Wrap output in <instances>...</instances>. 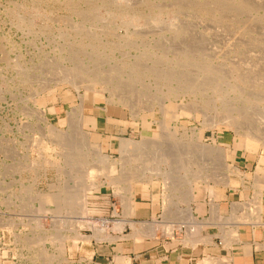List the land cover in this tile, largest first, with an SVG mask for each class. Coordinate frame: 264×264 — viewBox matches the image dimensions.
<instances>
[{
  "label": "rangeland",
  "instance_id": "obj_1",
  "mask_svg": "<svg viewBox=\"0 0 264 264\" xmlns=\"http://www.w3.org/2000/svg\"><path fill=\"white\" fill-rule=\"evenodd\" d=\"M226 1L0 0V264H75L79 243L114 210L132 214L128 181H118L126 171H146L134 200L152 179L169 234L200 223L194 202L234 198L258 211L264 149L242 135L264 137V0H243L242 13V0ZM121 139L150 142L133 154ZM64 144L87 148L86 165H69ZM179 152V164L166 163ZM87 164L100 169L93 178ZM185 165L215 177L194 197L159 174L190 178ZM223 172L232 185L214 184Z\"/></svg>",
  "mask_w": 264,
  "mask_h": 264
},
{
  "label": "crops",
  "instance_id": "obj_2",
  "mask_svg": "<svg viewBox=\"0 0 264 264\" xmlns=\"http://www.w3.org/2000/svg\"><path fill=\"white\" fill-rule=\"evenodd\" d=\"M233 199L220 200L218 214L210 211V208H213L210 203L200 207L194 202L193 208H196L194 215L201 220L200 223L197 222L198 224L193 222L195 224L193 233L176 229L169 234L160 224L157 210L159 203L152 191L145 198H136L133 214L115 215L114 210L110 218L100 226L104 232L103 236L93 232L89 238L79 243L74 263L264 264V207L259 212V220L256 215L253 220H239L240 222L236 224V237H225L222 227L218 225L222 222L225 223L226 230L232 229L235 225L232 218L230 220L232 215L253 212L254 208L248 206L244 209L235 208L231 202ZM118 223L127 225L117 229ZM130 223L136 224L135 228ZM142 225L145 231L137 235V228ZM149 226L153 230L148 231Z\"/></svg>",
  "mask_w": 264,
  "mask_h": 264
},
{
  "label": "bare ground",
  "instance_id": "obj_3",
  "mask_svg": "<svg viewBox=\"0 0 264 264\" xmlns=\"http://www.w3.org/2000/svg\"><path fill=\"white\" fill-rule=\"evenodd\" d=\"M215 2H217V3H220V2H222V1H226V0H214ZM228 1V0H227ZM226 1V2H227ZM256 1V0H255ZM211 2V1H210ZM226 2H225V4H226ZM229 2V1H228ZM227 2V3H228ZM196 3V2H195ZM254 3V2H253ZM221 4V3H220ZM224 4V3H223ZM224 4V5H225ZM223 5V6H224ZM230 4L228 3V5H226V6H229ZM239 5V4H238ZM237 5V6H238ZM263 5V4H262ZM232 6V5H231ZM230 6V7H231ZM259 6V5H258ZM233 7V6H232ZM262 7V6H261ZM228 8V7H227ZM257 8V7H256ZM234 9H235V7H234ZM239 9H240V11L241 12H239V13H242L243 11L242 10H244V11H246V10H249V9H251V5H250V3H248L247 1H243L242 0V2L240 3V7H239ZM242 9V10H241ZM206 10V9H205ZM237 11V10H236ZM226 16V15H225ZM248 16V15H247ZM259 16V15H258ZM261 16V15H260ZM249 18H250V16H249ZM257 21V20H256ZM252 26V25H251ZM186 51V50H185ZM189 54V53H188ZM173 75V74H172ZM76 78V76L74 75L73 76V78H71V79H75ZM175 78V77H174ZM170 79V78H169ZM171 80V79H170ZM96 84V83H95ZM78 91H79V88L77 89ZM92 91H94L95 93H96V96H99L101 99H105V95H104V91L103 90H101L100 92H99V90L98 89H93ZM88 96V95H87ZM87 98V97H86ZM86 98H84L83 99V103L86 101ZM130 100V99H129ZM107 101V100H106ZM131 107V106H130ZM179 116H181V114H179V115H176L175 117H178L179 118ZM95 120H92V119H89L88 118V123L89 124H93V125H95ZM230 126L232 125L231 123L229 124ZM237 131V130H236ZM61 133V132H60ZM59 134V133H58ZM91 135V134H90ZM239 135V134H238ZM242 135V134H241ZM59 136H60V140H61V142H64L66 139V137H64L63 135H61V134H59ZM242 136H245L244 137V139H245V143H246V145H247V147L248 148H250V149H255V148H259V147H261V148H263L264 149V137L263 136H260V135H258V134H256L254 131H251V130H249L247 133L245 132V134L243 133V135ZM93 138H96L95 136H92V139ZM88 139H90L89 138V135L86 137V140L88 141ZM122 141H120L121 142V146H119V147H121V151H123V150H128V149H131L132 148V146H134L135 148H134V150H132L133 151V154L134 153H136V151L137 150H139L140 148H143V146H147L148 144H149V142H150V140H144V141H142V142H140V143H137V142H133L132 140H130V139H121ZM67 141V140H66ZM66 141H65V143H66ZM149 141V142H148ZM68 142H69V140L67 141V144H68ZM71 142H69V144H70ZM245 143H244V145H245ZM60 144V143H59ZM67 144H64V147H66L65 148V152H66V149L68 148V146H67ZM68 144V145H69ZM72 144V143H71ZM61 145H63L62 143H61ZM71 147H73V146H75L74 148H70L69 147V149H71L70 151L67 149V152L69 153V156H70V159H68L70 162H72V163H69V165H71V164H74V166L75 165H78V166H82V165H86V162H84V160H88L89 158H88V156L89 155H87V152L86 151H88L87 150V148H85L86 149V151H83V147L81 146L80 147V145H78L79 147H77V145H70ZM60 147H62V146H60ZM64 149V148H63ZM208 149H209V146H204L203 147V149H202V151H204V152H207L208 151ZM89 152V151H88ZM89 154V153H88ZM178 155H179V157L176 159V157L174 156V158H172V155H170V158H168L169 159V162H166V163H168V164H179V161H176V160H178L179 158H181L182 156H183V154H181V152H179L178 153ZM159 157H160V155H157L154 159H159ZM68 158V157H67ZM172 161H171V160ZM158 161V160H157ZM107 163V162H106ZM89 165V167L87 168V169H92V171L90 172L91 173V178H93V176H95L96 175V173H98L99 171H100V169H99V167H96V166H94L93 164H87V166ZM86 166V167H87ZM70 167V166H69ZM72 167H73V165H72ZM77 167V166H76ZM75 167V168H76ZM108 169L110 168V163H107V166H106ZM82 168V167H81ZM81 168H80V171L79 172H81ZM230 168H232L231 166H230ZM234 168V167H233ZM77 169V168H76ZM75 169V170H76ZM79 169V168H78ZM78 169L76 170V171H78ZM73 170V169H72ZM183 170L185 171V172H187L188 174H190V178H188L189 176H187V174L186 173H184L183 174V178H180V179H177V178H175L174 179V176L172 175V171H167V172H159V174L161 175H164V181H166L165 182V184H170V185H172L173 187H174V189L178 186V185H180V184H182V185H184V186H186L187 188L186 189H184V190H188V192H189V196L190 197H194V190H195V188H197L198 186H200V183L201 182H203V183H205V184H207V185H210V181L211 180H213L215 177H211V178H208L207 179V177L206 176H214V174H211L210 175V172H207V173H205V171H204V169H202V170H200V167H198L196 170H194L191 166H189V165H185V166H183ZM225 170H230L231 171V169H229V168H226ZM75 171V172H76ZM230 171H228V172H230ZM111 172H115V169H113L112 168V170H111ZM146 171L145 170H143V175H141V176H136L134 173H136V172H134L133 174L131 173V175L129 174V176H126V175H128L127 174V171H126V175L124 174V173H122V175H125V176H123V177H125V179H123L122 180V178L123 177H121V176H119L118 178V181H119V183H123V181H128L127 182V194L126 195H128L129 194V196H127V205H128V208H130V210L132 211V214H133V211H134V202H135V200H134V197L136 196V191H135V184H137L139 181L140 182H142L143 181V183L145 184V182L146 181H144V180H139V178L140 177H144L145 176V173ZM152 172H158V169H153V171ZM172 172V173H171ZM204 172V173H203ZM228 172H223V177L224 178H221V179H217L218 181L216 182V181H214L213 183L214 184H216V183H218L217 185H222V184H224V185H226V186H230V185H232V181L230 180V178H229V174H228ZM129 173H130V171H129ZM138 173V172H137ZM216 174H217V172H215V176H216ZM243 174V173H242ZM133 175H135V176H133ZM222 175V174H221ZM220 177V176H219ZM222 177V176H221ZM114 179H113V181H115L116 179H115V177H113ZM112 179V178H111ZM170 179H172V181L171 182H169V180ZM152 179H150L149 180V183H150V181H151ZM222 180V181H221ZM221 181V182H220ZM149 183H146L147 185H143V188H142V193H143V195L144 196H149ZM157 183V182H156ZM171 187V186H170ZM211 188H213L212 186H211ZM256 190H257V194H258V196H256L257 197V199H259V201H256L255 202V205H257V207L256 208H258V211H256V213H248V212H242L243 214H234V216L232 217H230V220H231V218H232V220L234 221V223H233V225H234V228H232V229H229L228 230V232L230 233V234H228L229 235V237H236V232H237V227H236V224H238V222H240L239 220H245V221H249V220H251L255 215L257 216L256 218H258V220H259V212H260V210H261V208H263L264 207V203H263V200H264V180H257V183H256ZM157 189V188H156ZM181 190V189H180ZM182 191V190H181ZM166 192V191H165ZM178 192V191H177ZM185 192V191H184ZM175 194V193H174ZM59 198V199H58ZM58 198H57V196H53V195H45L44 196V201H46L47 203H49V202H52V201H56V202H59V200H60V197L58 196ZM186 198V197H185ZM211 200H213V199H211ZM61 202V201H60ZM213 204V203H212ZM234 204V203H233ZM245 204V203H244ZM59 205H60V203H59ZM235 206H237V207H239V208H243V206H242V204H237V202H236V204H235ZM233 207V206H232ZM57 208H58V206H57ZM60 208V207H59ZM213 208H217L216 209V212L218 211V209L220 208V203H218V204H216V205H214L213 204ZM62 209V208H61ZM242 211V210H241ZM255 218V219H256ZM253 220V219H252ZM255 221V220H254ZM259 222V221H258ZM195 223V222H194ZM197 223V222H196ZM262 223V222H261ZM76 224V223H75ZM191 225H193V226H195V224H193V222H191L190 223ZM198 224V223H197ZM218 225H220L221 227H222V232H223V235L224 236H226L227 235V231H226V227H225V223L223 224L222 222H220ZM171 228H173V226L171 227ZM218 228V227H217ZM104 230V229H103ZM172 230V229H171ZM76 232H77V230H76ZM104 232L102 231V229L100 230V232H98V234H100L101 236H103L104 234H103ZM96 235V234H95ZM65 236V235H64ZM76 236H78V234H76ZM222 236V235H221ZM58 237H60V236H58ZM209 237H211V236H209ZM79 238V237H78ZM59 239V238H58ZM61 239H64L63 237H61ZM67 239V238H66ZM65 241V240H64ZM197 241V240H196ZM229 243V242H228ZM225 245V244H224ZM227 245V244H226ZM225 245V246H226ZM214 260V259H213ZM215 261V260H214ZM220 261V260H219ZM219 261H217V262H219ZM210 262V261H209ZM221 262V261H220ZM222 264V263H221ZM226 264V263H225Z\"/></svg>",
  "mask_w": 264,
  "mask_h": 264
},
{
  "label": "built area",
  "instance_id": "obj_4",
  "mask_svg": "<svg viewBox=\"0 0 264 264\" xmlns=\"http://www.w3.org/2000/svg\"><path fill=\"white\" fill-rule=\"evenodd\" d=\"M180 230L181 231H187V233H192L194 230L193 229H191L190 227H188L186 224H185V226L183 225L181 228H180Z\"/></svg>",
  "mask_w": 264,
  "mask_h": 264
}]
</instances>
